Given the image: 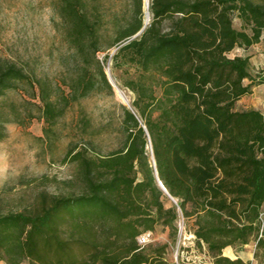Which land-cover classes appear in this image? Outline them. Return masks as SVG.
I'll list each match as a JSON object with an SVG mask.
<instances>
[{
    "label": "trees",
    "instance_id": "16d2710c",
    "mask_svg": "<svg viewBox=\"0 0 264 264\" xmlns=\"http://www.w3.org/2000/svg\"><path fill=\"white\" fill-rule=\"evenodd\" d=\"M134 5L125 21H112L105 44L106 18L93 0H60L59 27L81 61L65 86L0 60V103L28 85L27 101L38 105L49 129L72 102L112 89L98 59L103 49L127 42L114 54L115 66L140 70L126 84L137 99L136 112L125 107L123 147L106 155L71 147L79 191L43 192L31 208L0 213V261L177 264L166 257L169 242L141 246L138 237L163 225L176 244L182 215L195 219L197 242L213 264H249L223 252L251 241L264 264V112L236 108L264 76L252 73L250 56H230L263 40L264 0H151L152 21L136 37L145 12L143 0ZM236 15L248 29L234 26ZM12 113L16 118L0 106V142L6 123L24 118L14 104ZM81 122L91 125L86 116Z\"/></svg>",
    "mask_w": 264,
    "mask_h": 264
},
{
    "label": "rangeland",
    "instance_id": "374dc122",
    "mask_svg": "<svg viewBox=\"0 0 264 264\" xmlns=\"http://www.w3.org/2000/svg\"><path fill=\"white\" fill-rule=\"evenodd\" d=\"M93 1L102 9L106 18L104 33L107 37L104 42L108 44L114 35L112 21H125L129 18L135 11L134 0ZM59 2L0 0V60L16 62L34 76L36 74L55 86H65V82L77 73L81 61L66 42L59 27ZM150 3L151 0H143L147 25L152 21ZM163 26L169 28L170 21L164 22ZM234 26L237 29H248L238 15L234 18ZM125 43L98 53L112 89L103 86L87 97L72 102L53 129H49L38 105L28 103L27 100L32 98L28 93L30 87L26 84L12 90L5 101L0 103L2 111L9 113L10 118H16L12 113L13 104L24 117L20 122L6 123L8 135L0 142V213L31 208L41 200L43 192H78L77 165L68 156L69 149L74 145H86L105 155L123 147L127 135L123 125L125 107L136 112L133 103L137 99V93L126 84L140 74L136 67L115 66L113 56ZM235 55L250 56L252 73L257 79L264 76V34L261 42L250 47H237L230 53V56ZM58 93L61 94L60 91ZM236 108H256L264 112V84L256 86L253 93L242 97ZM82 116L90 120L89 128L83 127ZM149 150H152L151 145ZM166 205L170 206L171 201H166ZM177 224L179 234L176 244L171 245L170 230L163 225L153 230L149 244L169 242L166 257L170 261H177L180 248L185 251V256L188 255L199 264H211L212 255L205 254L207 248H202L197 242L195 219L181 215ZM256 246L255 241L245 246H229L223 254L233 259L241 257L249 264H263L261 255L256 254ZM179 259H182L181 255ZM0 264L6 263L0 261Z\"/></svg>",
    "mask_w": 264,
    "mask_h": 264
},
{
    "label": "built area",
    "instance_id": "2783aa9c",
    "mask_svg": "<svg viewBox=\"0 0 264 264\" xmlns=\"http://www.w3.org/2000/svg\"><path fill=\"white\" fill-rule=\"evenodd\" d=\"M152 237H153V232L152 231H147L143 234H141L139 237H138V242L141 246H145L147 245L148 243L151 242L152 240ZM203 248L206 249V247L204 246ZM209 254V252L207 251L205 254ZM179 255H181V260L179 259ZM177 264H187V263H193V264H199V262H197L196 260H194L193 258L189 257L188 255L185 256V251H181L180 248L178 250V256H177V261H176ZM211 264H213V260L211 262Z\"/></svg>",
    "mask_w": 264,
    "mask_h": 264
},
{
    "label": "water",
    "instance_id": "95a60500",
    "mask_svg": "<svg viewBox=\"0 0 264 264\" xmlns=\"http://www.w3.org/2000/svg\"><path fill=\"white\" fill-rule=\"evenodd\" d=\"M146 26H147V24H146V22H145V25H144L143 29H142L140 32H138L134 37L140 35V34L144 31V29L146 28ZM158 180H159V184L161 185V187H162L165 191H167V189L165 188L163 182L159 179V177H158Z\"/></svg>",
    "mask_w": 264,
    "mask_h": 264
},
{
    "label": "bare ground",
    "instance_id": "6f19581e",
    "mask_svg": "<svg viewBox=\"0 0 264 264\" xmlns=\"http://www.w3.org/2000/svg\"><path fill=\"white\" fill-rule=\"evenodd\" d=\"M121 95L124 97L125 100H127V98L124 96V94L121 92ZM128 101V100H127Z\"/></svg>",
    "mask_w": 264,
    "mask_h": 264
}]
</instances>
